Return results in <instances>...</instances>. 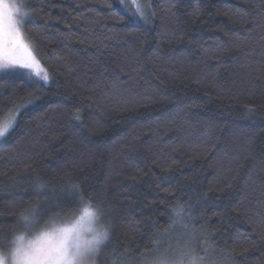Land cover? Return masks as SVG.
<instances>
[{
	"label": "trees",
	"instance_id": "trees-1",
	"mask_svg": "<svg viewBox=\"0 0 264 264\" xmlns=\"http://www.w3.org/2000/svg\"><path fill=\"white\" fill-rule=\"evenodd\" d=\"M23 2L49 80L0 72V124L15 122L0 138V238L36 176L50 206L71 207L67 175L105 207L119 264L189 239L213 264H264V0H152L150 23L120 0ZM180 201L190 219L169 231Z\"/></svg>",
	"mask_w": 264,
	"mask_h": 264
},
{
	"label": "clouds",
	"instance_id": "clouds-1",
	"mask_svg": "<svg viewBox=\"0 0 264 264\" xmlns=\"http://www.w3.org/2000/svg\"><path fill=\"white\" fill-rule=\"evenodd\" d=\"M31 14L23 0H0L3 38L10 42L13 26L23 37L25 22ZM5 69L9 67L0 71ZM63 180L65 190L76 193L73 205L66 209L49 205L51 181L35 177L38 196L17 209L7 238H0V264H119L122 256L106 250L112 227L105 207L80 194L71 177L65 175ZM188 213L189 207L177 202L170 212L169 231L188 221ZM141 264H211V258L202 256L189 239L175 253L144 257Z\"/></svg>",
	"mask_w": 264,
	"mask_h": 264
},
{
	"label": "snow or ice",
	"instance_id": "snow-or-ice-1",
	"mask_svg": "<svg viewBox=\"0 0 264 264\" xmlns=\"http://www.w3.org/2000/svg\"><path fill=\"white\" fill-rule=\"evenodd\" d=\"M121 3L123 4V0H121ZM133 3H135V0H133ZM137 15L143 18L142 12H138ZM0 25H2V17H0ZM9 35L11 37L10 42L3 38L2 27H0V69L19 65L35 71L36 76H39L44 82H47L49 80L47 71L40 68L39 62L32 56L30 49L24 43L23 37L19 31L15 29V26H13ZM8 127V125H0V137L5 136ZM184 228L189 237H191L192 230L189 229L187 224L184 225ZM161 259H163V257Z\"/></svg>",
	"mask_w": 264,
	"mask_h": 264
},
{
	"label": "rangeland",
	"instance_id": "rangeland-1",
	"mask_svg": "<svg viewBox=\"0 0 264 264\" xmlns=\"http://www.w3.org/2000/svg\"><path fill=\"white\" fill-rule=\"evenodd\" d=\"M121 1V0H120ZM123 6H124V9H126V11H128L131 15H133L135 18L143 21L144 23H150L151 22V19L153 17V11H152V0H135V3H133V0H123ZM138 12H142L143 13V18H140L137 13ZM23 41L24 43L28 46V48L30 49L31 51V54L32 56L35 57V59L39 62V60L37 59L34 51H33V48L32 46L30 45V43L27 42V40L25 39L24 37V34H23ZM39 65H40V68L43 69V70H46L45 69V66H43L42 63L39 62ZM1 72V71H0ZM34 74H35V71H33ZM48 73V72H47ZM36 75V74H35ZM36 77H39V76H36ZM40 78V77H39ZM41 79V78H40ZM42 80V79H41ZM43 81V80H42ZM48 82V81H47ZM12 120H13V117L11 116L10 118H8L7 120L3 121L0 125H8L10 126L11 123H12ZM16 120V119H15ZM15 124V122H14ZM13 124V125H14ZM11 125L10 127H8V130L13 126ZM8 132V131H7ZM6 132V133H7ZM1 138V137H0ZM176 250H171V251H167V252H160L158 254H155V255H161L163 253H169V254H172V253H175ZM154 255V256H155ZM141 264V263H140ZM213 264V263H211Z\"/></svg>",
	"mask_w": 264,
	"mask_h": 264
}]
</instances>
